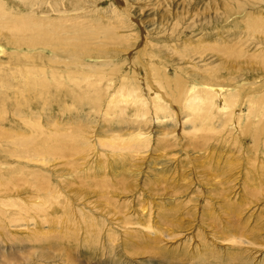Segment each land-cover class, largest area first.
<instances>
[{
    "label": "rangeland",
    "instance_id": "1",
    "mask_svg": "<svg viewBox=\"0 0 264 264\" xmlns=\"http://www.w3.org/2000/svg\"><path fill=\"white\" fill-rule=\"evenodd\" d=\"M72 1L65 4L73 5L67 15L81 16L85 20L94 19L95 22L106 25L117 24L120 34L136 37L130 39L134 53L147 47L149 56L154 54L153 56L157 57L155 55L158 54L159 61L168 62L171 68L168 74L171 78L179 76L184 80L187 79L188 69L195 62H199L201 55L198 50L202 49L200 46H203L205 41L210 42V38L217 37L225 39L229 35L227 33H234L243 28L244 20L248 17L264 16V0H121L127 8L122 13L124 21L122 19L118 22L109 18L111 10L119 6L118 0ZM45 9L46 6L38 5L37 15H42ZM122 22L124 24H121ZM234 24L240 26L233 30L231 26ZM123 25L130 29L122 27ZM120 26L122 28H119ZM261 35L264 34L257 33L256 36ZM85 36L88 35L83 34L80 38ZM242 40L246 38L243 37ZM256 41L254 38L245 41V53L243 56H237V60H245L248 52L260 48ZM191 43L193 45H190ZM129 46L130 42H126L120 54L109 51L113 64L126 59L128 65L126 68L120 67V72H126V69L131 71L128 56L134 53L126 54V49L131 50ZM192 46L193 49L195 46V50L191 49ZM208 51L206 50L201 59L217 65H227L228 61H219L218 55L221 53ZM0 52V58L7 61L12 59L13 55L9 52H14V49L5 45L0 48ZM188 55L193 59H188ZM85 61L91 64L99 63L97 58H85ZM148 72V67H145L140 76L145 77ZM114 79H118L116 74ZM260 80L262 78H256L255 82ZM250 81L241 80L232 85L225 81L224 84L228 88L231 87L229 90H233L234 87L246 85ZM172 88L161 90L160 93H167L166 98L170 99L168 103L172 104L171 108L176 112L174 121L158 125L157 122L146 124L144 129L150 132L152 141L140 152L122 149L114 154L109 145L103 144L104 146L100 147L95 142L108 140L111 135L116 136L115 133L119 130L121 133L133 130L136 124L130 119L120 121L119 118H113L107 121L99 113L89 114V117L88 110L73 112L78 115L83 112L85 118L82 122L86 123L83 127L86 129V126H90L84 131L86 136L89 133L92 146L83 150L79 158L73 155L76 157V163H71L72 167L63 165V170H59V160L51 162L47 167L52 181L58 184L57 187L63 192V208L58 207L59 211L55 213L57 217L60 214V218L56 219L57 222L53 221L54 214L49 210L52 216H48L47 222L42 220V217L40 220L35 219L36 214H29L30 216H25H29L27 220L17 221L13 218L16 223L12 220L5 224L9 220L0 216V264H231L235 259L232 264H242V260L244 262L248 256V260L251 259L253 263L251 261L243 264L264 262V156L261 154V151H264V133L257 146H254L253 133L242 136L240 140L234 136L240 132L238 128L231 134H227L231 127L225 128V131L217 129L216 133L191 132L192 124L182 123L184 112H181V107L171 99ZM131 110L128 111L129 116L133 112ZM59 111L57 106L54 113L51 112L58 117ZM238 111L236 110V113ZM242 112L246 115V109L243 108ZM65 115L67 118L73 114L67 112ZM246 121L244 116L241 124L244 125ZM163 128L164 131L170 132L168 136L159 135ZM232 161L237 165H231ZM4 165L8 167L7 164ZM55 165L57 166L54 167ZM55 168H58L59 172ZM44 173L46 174L45 171ZM9 174L7 175L10 176ZM11 178L12 176L8 179ZM5 179L3 177L0 180ZM10 184L11 182L8 185H0V198L7 197L6 193L2 194L5 189L12 191L17 188ZM24 187L20 183L19 189L22 191L19 192V197L29 193L30 188L23 191ZM1 208L8 209L6 212L9 214L14 210L4 206ZM228 208L231 211H228ZM91 223H94V227L90 226ZM49 227L50 231L54 232L53 235L48 231ZM75 228L79 230L77 235ZM38 230L47 231V238L33 241L31 238L34 231ZM90 230L99 233L95 235L89 232ZM108 234L114 237V243L109 241ZM226 234L230 235L226 237ZM232 234H235L238 240L233 242L234 244L228 240ZM83 237L92 241L87 240L89 242L85 243ZM47 239H52L53 242H47ZM56 246H59L58 249ZM47 248L49 251H46ZM235 250H239L240 254ZM31 253L34 256L30 255ZM43 253H46V256L42 255ZM230 253L233 254L232 259Z\"/></svg>",
    "mask_w": 264,
    "mask_h": 264
},
{
    "label": "bare ground",
    "instance_id": "2",
    "mask_svg": "<svg viewBox=\"0 0 264 264\" xmlns=\"http://www.w3.org/2000/svg\"><path fill=\"white\" fill-rule=\"evenodd\" d=\"M120 1H117L119 6L114 7L116 9H112L109 16L110 19L118 22L122 19L124 21L122 13L127 8V5ZM62 2L65 3L61 4ZM68 2L73 1L0 0V48L2 49L7 45L14 49V52H9L13 55L12 59L5 61L0 58V179L6 178L0 180V185H8L11 182L10 185L17 187L12 191L5 189L2 194L6 193L5 196L7 197L0 198V216L9 220L5 224L15 218L17 221L19 219L27 220L29 214H36L35 219L40 220L42 217V220L47 222L48 216H52L49 210L54 214L53 221L57 222L56 219L60 218V214L57 217L55 213L59 211L58 207H62L64 204L61 201L63 192L57 187L58 184L56 185L52 181L47 167L56 160H59V170H63V165L72 167L71 163H76L74 159L79 158L83 150L92 146L89 133L86 136L84 131L90 126H86V129L83 127L86 124L82 122L85 118V116L83 118V112L82 115L73 113L78 110H88V116L89 114L99 113L107 121L113 118H119L120 121L130 119L132 123L136 124L133 130H127L125 133H121L119 130L115 133L116 136L113 134L108 140H97L95 142L100 147L104 146L103 144L109 145L114 150V152L112 151L114 154H116L115 151L118 153L122 149L140 152L152 141L150 140V132L144 129L146 124L157 122L158 125L163 122L174 121L176 112L174 113L173 108H171L172 104L168 103L170 99L166 98L167 93H160L161 90L173 87L171 90L172 98H170L181 107L182 111H180L184 112L182 123L190 122L192 124L191 132L216 133L217 129L224 130L231 127L227 130V134H231L235 133L234 130L238 128L240 132L234 136L239 140L242 136L246 137L248 134L252 135L253 133L252 138L255 142L253 145L257 146L260 142L259 139L264 133V35H256L257 33L264 34V16L259 18L248 17L244 20L245 25L242 26L244 29L240 28L237 32L227 33L229 35L225 39L210 38V42H206L204 39V45L200 46L202 49L198 50L199 55H201L199 62H195L196 64L194 63L188 69L187 79L184 80L179 76L171 78L172 76L170 77L168 74L171 69L168 62L159 61L158 54L155 55L157 57H154V54L149 56L147 47L145 50L141 49L134 53L135 50L131 48L133 44L130 39L136 37L120 34L117 31V24L106 25L95 22L94 19L85 20L81 16L67 15V12H71L72 8L70 6H73L72 3L70 6L65 5ZM38 5L46 6L42 15L36 13ZM238 7L240 8V6ZM121 24H124V22ZM239 26L234 24L231 28L235 30ZM122 27L130 29L124 25ZM83 34L88 36L81 39L80 37ZM243 37L246 40H242ZM252 38L256 39V42L259 43L257 45L261 47L257 48L256 51L248 52L245 60H237V56H243V53H245L244 48L247 46L245 41ZM126 42H130L129 48H131L130 51L126 49V54L134 53L130 56L125 55L130 58L131 66L129 67L131 71L126 69V72H120V67L125 66L126 68L128 65L126 59L113 64L109 51L120 54ZM148 43L150 44V42ZM190 45H193V43ZM191 49H193V46ZM193 50H195V46ZM206 50L213 53L217 52V54L221 53L218 55L220 56L219 61L222 63L228 61L227 65H217L201 59L204 57ZM1 51L3 52V50ZM188 56V59L192 57L191 55ZM85 58H97L99 63H88ZM195 60L197 59L195 58ZM145 67H148L149 74L146 75L145 73V77H141L140 72ZM115 74L118 79H114ZM256 78H262V80L255 82ZM246 79L251 80L250 83L234 87L233 90H229L231 87L228 88L224 84L225 81L229 82L228 85L237 84ZM143 92L145 93L143 94ZM55 105L60 110V116L58 117L52 114L54 108L57 107ZM243 108L246 109V115H243L245 114L242 112ZM130 109L133 112L129 116L128 111ZM236 110H239L238 113H236ZM67 112L73 115H67L69 117L66 118L65 113L67 114ZM244 116H246L247 121L246 123L242 122L244 123L242 125L241 121ZM118 133L120 134L118 135ZM169 134L170 132L164 131V128L159 133L161 136H168ZM261 154L264 156V151H261ZM73 155H76V157ZM232 163L231 165H237L233 161ZM4 164H7L8 167H5ZM55 170L59 172L58 168H55ZM7 174L12 178L8 179L10 176ZM262 182H264V179ZM20 183L25 186L23 191L30 188L27 196L19 197V192L22 191L19 189ZM1 206L14 208V210L9 214L6 212L8 209L4 210ZM228 211H231V209L228 208ZM26 215L29 216L25 217ZM72 215H74L73 212ZM39 220H37L38 223ZM82 221L84 222V220ZM6 226L8 227V225ZM90 226L94 227V223H91ZM1 229L3 228L1 227ZM75 229V233L79 231L77 228ZM108 229L110 228L108 227ZM48 231H50V227ZM34 232L33 237L31 236L33 241L46 237L47 231L38 230ZM50 232L52 233V231ZM89 232H93L95 235L99 233L95 230ZM30 233L32 235L31 231ZM229 235L226 234V237ZM54 236L57 235L54 234ZM108 238L109 241L114 243L115 239L111 234H108ZM83 239L85 243L90 240L87 238L85 240L84 237ZM47 240V242L49 240L53 242L52 239ZM228 240L231 241V244L238 242L235 234L228 237ZM239 242L241 243V241ZM58 243L61 242L58 241ZM234 246L237 248L236 245ZM32 248L34 249V247ZM22 250L24 251V249ZM41 250H44V248H41ZM46 251H49L48 248ZM235 251L237 253L239 250ZM33 252L35 251L33 250ZM45 254L42 255L46 256ZM232 255L230 256L231 259ZM248 258H243L244 262L251 263L252 260H248ZM240 259L242 260V258ZM240 259L239 261H241ZM235 260H232V263ZM255 260L254 262H256ZM244 262L242 260V264ZM203 263L205 262L203 261Z\"/></svg>",
    "mask_w": 264,
    "mask_h": 264
}]
</instances>
